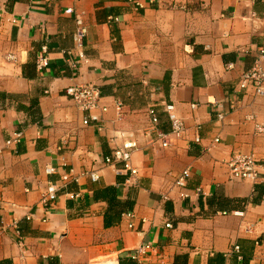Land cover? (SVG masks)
I'll list each match as a JSON object with an SVG mask.
<instances>
[{
	"label": "crops",
	"instance_id": "crops-1",
	"mask_svg": "<svg viewBox=\"0 0 264 264\" xmlns=\"http://www.w3.org/2000/svg\"><path fill=\"white\" fill-rule=\"evenodd\" d=\"M68 9L88 27L76 71ZM263 49L264 0H0V264H138L147 242L142 264H264V96L240 87ZM87 83L108 107L89 125L65 92ZM164 104L186 125L169 147L146 136L152 105L171 131ZM130 139L134 176L104 164ZM239 154L256 180L231 179ZM49 181L59 191L45 205Z\"/></svg>",
	"mask_w": 264,
	"mask_h": 264
},
{
	"label": "built area",
	"instance_id": "built-area-1",
	"mask_svg": "<svg viewBox=\"0 0 264 264\" xmlns=\"http://www.w3.org/2000/svg\"><path fill=\"white\" fill-rule=\"evenodd\" d=\"M50 3L56 2L57 0H48ZM68 13L74 14L76 21V30L74 33V50L67 51L68 63L76 71L79 69V65L86 60V38L88 36V27L85 20V12H78L74 9H68ZM44 52H47V47L44 46ZM9 59L14 60L16 56L10 54ZM50 65V60L47 56L41 55L37 61V67L39 70H44ZM233 65L230 64V67ZM241 89L248 90L250 88L254 89L256 94L259 96H264V49L261 50L257 60L253 67L242 74L240 81ZM66 95L76 104L78 108L83 110L87 114L83 120L85 125H89L92 122L99 121L100 117L97 115L98 110L107 111L108 107L102 105L103 94L100 87L96 84H76L68 86L65 90ZM219 107V105H218ZM0 110L2 107L0 106ZM164 111L167 112L170 123L171 131L165 132L159 128V111L156 105H152L149 110L151 116V125L146 131V136L150 140L156 139L159 141L161 146L169 147L173 144L174 140L181 139L186 132V125L177 112L175 111V106L173 104H164ZM224 115L219 114V119H223ZM250 119L253 116H249ZM102 129L103 126L99 125ZM257 132L264 133V126L257 124ZM24 137L23 132H16L12 139L8 140V144L18 143ZM219 141V139H217ZM139 148V142L135 139L126 140L121 146L114 149L113 153L104 159L105 165H116L118 163L123 164V168L120 170H125L130 172L131 175H136L138 169L133 165V154L135 150ZM230 168V176L232 180H256L259 176L258 164L253 156L249 155H236L228 163ZM56 171L55 167L49 166L46 168L47 174H52ZM92 181L97 182L100 179V170H89L85 172ZM189 170H185L181 176L176 181L178 186H185L187 178L189 177ZM69 177L64 176V180ZM59 188L56 183L49 181L47 184L46 191L42 202L48 205L54 202L58 197ZM76 195H72L75 197ZM239 216H244L245 211H236ZM127 216L133 217V213H128ZM167 227H173L171 222L166 224ZM130 228H133V224H129ZM153 246L150 243H143L137 246L132 252V258L138 260V264H142L141 257L145 256ZM235 250L239 251V246L235 247Z\"/></svg>",
	"mask_w": 264,
	"mask_h": 264
}]
</instances>
